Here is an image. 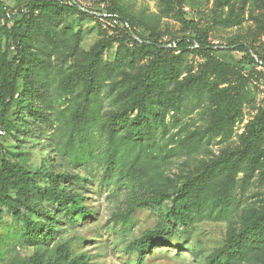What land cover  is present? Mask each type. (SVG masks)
Returning <instances> with one entry per match:
<instances>
[{
	"label": "rangeland",
	"instance_id": "1",
	"mask_svg": "<svg viewBox=\"0 0 264 264\" xmlns=\"http://www.w3.org/2000/svg\"><path fill=\"white\" fill-rule=\"evenodd\" d=\"M61 1L70 7L68 0ZM73 1L88 15L67 7L62 11L38 8L33 14L27 31L29 57L24 60L21 81L26 86L28 82L35 85L37 93L32 100L42 115L31 117L26 112L24 121L10 115L16 128L0 135V179L5 163L34 172L55 171L56 175L79 177L80 183L58 181V189L81 195V203L89 214L71 222L64 209L57 210L56 204L41 195L30 196L37 212L51 213L55 220L46 241H29L23 221L5 206L0 223V264H64L66 258L67 264H72L80 257L84 264H212L230 236L238 233L245 213L263 212L261 174L246 182L245 174L240 173L235 189L237 200L231 207L224 208L221 214L217 208H208L203 215L175 226L169 244L154 240L152 250L142 260L139 242L149 234L172 227L167 216L173 208L178 212L184 203L176 186L188 181L197 167L216 161L224 152L239 146L241 135L264 108V68L232 47L243 43L264 57V0ZM29 3L0 0V86L6 65L15 55V48H8L10 31L28 13ZM8 12L13 14L9 21ZM112 12L126 18L130 25L126 27L108 18ZM134 31L145 39L152 38L166 51L156 57L143 56L130 38L132 35L138 40ZM187 38L207 40L215 50H178L177 43ZM94 57L106 67L118 69L109 80L111 84H103L91 103L97 118L92 123L95 139L100 137L99 127L108 115L125 109L122 101L117 102V90L110 96L111 87L121 83L122 91L129 90L149 71L161 82L152 99L166 114L169 127L161 145L179 144L186 135L207 129L214 121L213 112L225 114V105L216 106L211 95L206 90L202 92L207 82L226 89L229 97L240 99L242 111L232 134L227 138L208 136L197 148L176 154H169L166 147L156 150L164 154L159 172L166 177L159 186L165 197L158 200L147 188L141 190L127 182L117 185V173L107 177L97 159L78 167L71 165L58 148L65 139L57 133L81 104L84 87L79 84L70 91L65 84L72 73L88 67ZM176 103L181 104L178 111ZM170 136H175L174 142ZM38 182L44 187H55L47 179ZM12 195L16 196L15 192ZM177 217L182 216L178 213ZM32 218L41 223L47 220L38 214ZM228 264H264V251L254 250L243 260Z\"/></svg>",
	"mask_w": 264,
	"mask_h": 264
},
{
	"label": "trees",
	"instance_id": "2",
	"mask_svg": "<svg viewBox=\"0 0 264 264\" xmlns=\"http://www.w3.org/2000/svg\"><path fill=\"white\" fill-rule=\"evenodd\" d=\"M29 1L28 13L16 23L9 35L8 48L14 47L15 55L6 65L5 77L0 86V132L4 134H6L4 130L12 132L16 128L10 115L17 116L22 121L25 119L26 112L31 117L42 115L32 100L37 93L35 85L28 82L26 86L21 81L24 60L29 57L27 31L30 30L33 14L38 8L62 11L67 7L61 0ZM68 1L71 5L67 8L88 15L78 3L73 0ZM111 14V17H108L111 20L126 25V27L130 25L126 18L113 12ZM127 29L129 30V27ZM131 29L129 32H133V28ZM134 34L138 40L131 34L130 38L143 56L156 57L166 51V47L161 48V45L155 43L152 38L140 37L135 31ZM232 47L235 51L245 53V57L251 63L264 68V57L254 49L250 50L243 43L233 44ZM177 49L211 52L215 50V47L209 45L207 40L187 38L177 43ZM96 57L92 59L88 67L72 73L71 79L65 84L70 91L79 84L84 87L81 104L66 123L59 126L57 133L59 137L61 135L65 139L64 145L59 144L58 148L67 156L71 165L78 167L87 164L91 159H97L107 177H111L114 172L117 173V185L127 182L141 190L147 188L153 191V198L158 200L165 197L159 186L163 184L166 177L159 172V164L163 162L164 154L156 150L166 147L169 154H176L180 150L197 148L198 144L208 136L227 138L232 134L238 115L242 111L240 99L229 97L226 89H220L213 83L207 82L202 92L206 90L205 92L211 95L212 103L216 106L225 105V114L216 115L219 112H213L214 121L207 129L186 135L179 141V144L174 142L175 136H170L174 144L165 145L163 143L161 145L160 141H165L169 127L166 114L156 107L152 99V95L157 94L161 82L149 71L135 85L131 84L129 90L122 91L121 83L119 87L117 85L111 87L110 96L113 97L112 94L117 90V102L122 101L125 109L122 112L108 115L107 121L99 127L100 137L95 139L92 134V123L97 118L91 111V103L96 100L103 84H111L109 80L118 70L117 67H106ZM220 71L225 72L224 69ZM176 108L177 111L180 110L181 104L176 103ZM150 110L153 113L149 114ZM2 172L0 223L3 222L2 215L5 213L4 207L7 206L13 216L21 219L25 224L24 231L30 238L29 241H46L51 233L50 227H53L52 222L55 220V216H51V213L48 215L43 211L37 212L36 207L31 206L28 199L30 196L41 195L56 204L57 210L64 209L65 215L70 217L71 222L80 217L85 218L89 214L87 207L81 203V195H75L67 189L60 192L58 189V181L69 179L80 183L79 177L66 174L56 175L55 171L34 172L11 163H5ZM240 173L245 174L244 181L246 182L256 174H261L260 177L264 179V108L260 109L258 115L247 126L245 133L241 135L239 146L224 152L218 160L197 167L188 181L181 186H176V191L184 203L178 212L177 208H173L171 214L167 216L171 228L149 234L139 242L140 260L152 250L154 240L168 245L175 226L185 224L195 216L203 215L208 208H217L221 214L224 208L231 207L237 200L235 189ZM45 179L55 187L40 185L38 180ZM13 192L16 196L12 195ZM148 199L150 200L151 197ZM178 213L182 216L181 218L177 217ZM33 214L46 217V222H34ZM243 217L238 233L230 236L226 247L217 254L212 264L235 263L246 258L254 250L264 251V209L263 212H246ZM67 260V258L63 260L64 264H67ZM72 264H84L83 257L76 258Z\"/></svg>",
	"mask_w": 264,
	"mask_h": 264
},
{
	"label": "built area",
	"instance_id": "3",
	"mask_svg": "<svg viewBox=\"0 0 264 264\" xmlns=\"http://www.w3.org/2000/svg\"><path fill=\"white\" fill-rule=\"evenodd\" d=\"M6 1H10V0H6ZM13 19V14L11 12H8L7 15H6V20H12ZM0 135L3 136L4 133L3 132H0Z\"/></svg>",
	"mask_w": 264,
	"mask_h": 264
}]
</instances>
